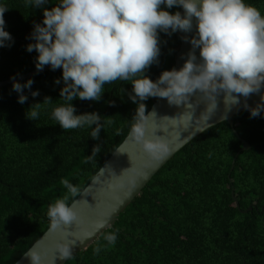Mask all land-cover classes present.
<instances>
[{
	"label": "trees",
	"instance_id": "16d2710c",
	"mask_svg": "<svg viewBox=\"0 0 264 264\" xmlns=\"http://www.w3.org/2000/svg\"><path fill=\"white\" fill-rule=\"evenodd\" d=\"M58 2L50 0L45 7ZM246 3L264 15V0ZM0 6L8 8L5 31L13 37L10 47L0 48L3 81L36 69L38 53H29L27 45L34 43L30 35L34 23H42L43 9L26 6V0H0ZM159 40V62L146 71L154 81L175 68L181 46L179 32H160ZM31 78V91L40 95L33 98L25 88L23 105L13 83L0 88V264H15L50 228L48 206L68 195L60 181L67 178L81 193L136 124L137 104L128 95L131 81L105 84L98 102L72 101L77 114L98 112L102 121H112L93 140L90 127L63 130L51 117L65 103L60 99L62 69ZM45 96L53 101L41 107L39 119H27L29 107ZM157 98L144 101L146 112ZM233 123L249 149L241 150L243 142L228 121L205 130L154 175L113 227L65 264H264V112L251 118L246 109ZM96 144L100 153L89 161ZM76 198L69 196L68 203ZM109 232L117 233L114 245L104 240ZM97 246L99 254L94 253Z\"/></svg>",
	"mask_w": 264,
	"mask_h": 264
},
{
	"label": "clouds",
	"instance_id": "9594fccd",
	"mask_svg": "<svg viewBox=\"0 0 264 264\" xmlns=\"http://www.w3.org/2000/svg\"><path fill=\"white\" fill-rule=\"evenodd\" d=\"M49 3L50 0H26V6L43 9V21L34 23L30 35L34 43L27 45V51L38 53V72L45 66L53 71L62 69L60 99L65 103L56 106L51 117L63 130L88 126L91 138L99 140L101 130L112 121H102L98 112L77 114L72 101L78 98L98 102L105 84L131 81L129 99L137 104L132 135L146 152L153 154L155 149L145 142L144 134V101L149 97L166 98L170 105L188 107L196 96L212 114L221 94L225 105L231 102L232 107L240 103L241 96L247 98L264 88V15L246 0H59L45 7ZM173 7H182L183 13L166 10ZM6 11L7 7L0 6V48L10 47L13 41L5 31ZM160 32L194 34L183 37L191 44L183 66L163 71L154 81L146 71L159 62ZM12 79V89L19 94L21 105L28 100L25 88L33 98L40 95L39 90L31 91L32 78L25 83ZM55 83L59 85L61 78ZM52 101L45 96L42 103H33L26 118L37 121L41 107ZM244 107L249 109L246 102ZM249 110L251 118L258 117L264 112V103ZM100 150L101 145L96 144L87 160H93ZM60 183L68 195L48 206L50 232L83 223L75 204L68 203L69 196L80 195L79 187L67 178ZM103 226L101 221L98 227ZM104 240L114 245L117 233H106ZM74 245L73 241L58 242L49 250L38 243L23 255L30 264H56L57 259L72 258ZM100 251L101 246L94 249L95 254Z\"/></svg>",
	"mask_w": 264,
	"mask_h": 264
},
{
	"label": "water",
	"instance_id": "95a60500",
	"mask_svg": "<svg viewBox=\"0 0 264 264\" xmlns=\"http://www.w3.org/2000/svg\"><path fill=\"white\" fill-rule=\"evenodd\" d=\"M181 13H183L182 7ZM179 34L181 46L175 60L176 69L183 66L187 53L191 49V44L186 42L183 37L191 36L194 33L179 32ZM197 55H199V50H197ZM50 69V66H45L43 71L39 72L35 69L15 77V80H25ZM11 83H13L12 78L0 81V88ZM261 96H264V88L250 94L247 98L241 96L240 103L231 107V102L227 106L225 105L224 95L221 94L217 98V108L212 114L206 111L205 103L199 99L196 100V96L192 97L188 107L186 105H170L166 98L158 97L147 112L144 122L145 142L152 144L155 152L153 154L146 152L143 145L132 135L131 130L97 172L95 177L98 179L95 182L92 179L71 203L75 204L83 223L78 226L73 224L69 230L65 229L64 231L50 232L48 229L31 248L39 243L51 250L58 242L73 241L75 242L73 255L86 249L103 230L113 227L123 208L141 194L154 175L179 150L205 130L223 121H228L242 140L241 150L249 149L250 143L241 138L235 130L233 117L246 110L245 102L249 109L256 107L259 103H264ZM234 164L235 159L233 166ZM233 196L240 207L234 191ZM101 221L104 222V226L98 227ZM67 261L57 259L56 264H65ZM15 264H30V262L23 255Z\"/></svg>",
	"mask_w": 264,
	"mask_h": 264
}]
</instances>
